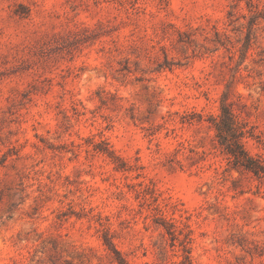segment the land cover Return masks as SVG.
<instances>
[{
    "label": "rangeland",
    "instance_id": "obj_1",
    "mask_svg": "<svg viewBox=\"0 0 264 264\" xmlns=\"http://www.w3.org/2000/svg\"><path fill=\"white\" fill-rule=\"evenodd\" d=\"M222 104L264 162V0H0V264H264Z\"/></svg>",
    "mask_w": 264,
    "mask_h": 264
},
{
    "label": "trees",
    "instance_id": "obj_2",
    "mask_svg": "<svg viewBox=\"0 0 264 264\" xmlns=\"http://www.w3.org/2000/svg\"><path fill=\"white\" fill-rule=\"evenodd\" d=\"M212 121L218 144L229 156L228 159L233 168L250 173L257 179L264 180V162L248 153L241 141L243 133L233 136V127L238 122L229 106L222 104L220 116L213 118Z\"/></svg>",
    "mask_w": 264,
    "mask_h": 264
}]
</instances>
